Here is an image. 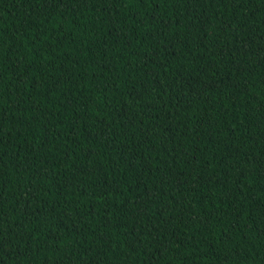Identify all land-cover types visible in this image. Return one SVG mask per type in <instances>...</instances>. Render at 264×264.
Instances as JSON below:
<instances>
[{"label": "trees", "instance_id": "1", "mask_svg": "<svg viewBox=\"0 0 264 264\" xmlns=\"http://www.w3.org/2000/svg\"><path fill=\"white\" fill-rule=\"evenodd\" d=\"M0 264H264V0H0Z\"/></svg>", "mask_w": 264, "mask_h": 264}]
</instances>
